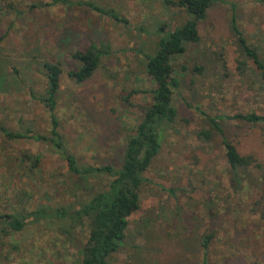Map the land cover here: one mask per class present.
<instances>
[{
  "label": "rangeland",
  "instance_id": "obj_1",
  "mask_svg": "<svg viewBox=\"0 0 264 264\" xmlns=\"http://www.w3.org/2000/svg\"><path fill=\"white\" fill-rule=\"evenodd\" d=\"M70 1L100 12L51 0H0V126L49 136V113L38 97L47 90L42 65L55 64L61 74L52 113L63 149L79 166L116 167L150 102L154 85L145 58L155 53L162 32L186 15L166 0ZM229 5L241 36L264 63V0H215L197 25L198 42L171 60L178 80L171 96L176 117L141 174L138 208L108 264H201L205 235L211 236L205 264H264V124L216 120L237 153L260 165L243 170L235 188L208 122L264 115V82L256 71L243 77L235 69L244 58L229 27ZM88 46L106 53L87 80L75 82L67 76L79 67L71 56ZM106 181L70 176L49 141L8 140L0 133V213L37 204L76 208ZM42 226L14 234L16 250L11 238L0 243V264H75L80 228L70 244Z\"/></svg>",
  "mask_w": 264,
  "mask_h": 264
},
{
  "label": "trees",
  "instance_id": "obj_2",
  "mask_svg": "<svg viewBox=\"0 0 264 264\" xmlns=\"http://www.w3.org/2000/svg\"><path fill=\"white\" fill-rule=\"evenodd\" d=\"M215 0H176L165 1V5H173L181 9L186 19L172 31L163 33L159 37L157 49L150 57L145 58V72L151 79L153 87L149 104L142 110L139 120L127 137L120 155V163L113 167L110 165L79 166L74 158L68 154L62 146L57 133V123L53 119L54 96L58 91L60 68L55 64L45 63L42 65L47 82L46 95L38 97L40 102L49 113L50 129L49 136L37 134L22 135L11 133L0 126V133L8 140L31 139L34 141H49L52 147L61 155L65 162L66 172L75 178L89 176H104L106 184L92 192L84 202L76 208L67 206H47L37 204L30 210L19 207L9 212L0 213V243L11 238V249L16 250L17 244L12 239L14 234L22 232L27 226L41 225L42 228L52 232L54 237L69 242L75 240V228L79 227L82 233L81 245L76 249L77 260L75 264H108L107 258L115 253L124 239L128 217L138 208V190L142 184L141 174L149 167L159 151L163 134L174 122L176 110L171 104V96L178 86V80L173 75L171 60L182 54L188 45L198 42L199 36L197 25L205 17L206 10ZM52 4H61L66 7L82 6L100 12L99 9L89 3L70 0H51ZM229 27L236 36V45L244 58L237 60L236 72L239 76L246 77L248 71H256L264 82V63L259 59L256 51L250 48L241 36L235 25L234 7L229 5ZM104 50L88 46L82 52L72 54V58L79 63L76 70H69L67 76L75 82L87 80L95 71ZM106 53V52H105ZM250 62L253 69L248 66ZM195 70L198 71L197 68ZM255 74V73H254ZM255 74V75H256ZM55 118V117H54ZM233 120L246 124H264V115L255 113L234 114L232 116H219L209 118L208 122L220 138L223 148V156L228 172L235 188L240 184V173L248 167L259 169L250 155L241 156L235 147L224 137L216 120ZM199 137L209 139L207 132H201ZM30 161V160H28ZM83 227L84 230L83 231ZM210 235H205L201 241L202 257L201 264H205L207 244ZM57 238V237H56ZM6 244V243H5ZM2 245V244H1Z\"/></svg>",
  "mask_w": 264,
  "mask_h": 264
}]
</instances>
